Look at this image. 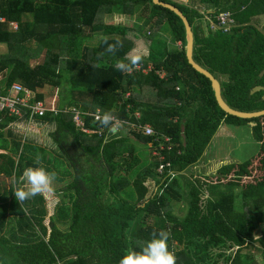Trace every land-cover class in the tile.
<instances>
[{
    "label": "trees",
    "instance_id": "1",
    "mask_svg": "<svg viewBox=\"0 0 264 264\" xmlns=\"http://www.w3.org/2000/svg\"><path fill=\"white\" fill-rule=\"evenodd\" d=\"M162 1L187 16L195 37L194 61L222 82L226 101L245 112L263 110L264 91H251L264 86V33L252 24L264 15V0H199L215 9L209 19L189 4ZM225 12L236 21L230 32L213 28ZM116 15L133 22L106 21ZM202 19L206 26L195 24ZM133 25L151 30L142 34ZM129 31L151 41L142 62L153 66L147 76L115 67L134 48ZM105 39L121 40L123 47L114 56H101ZM0 44L8 48L0 54V93L21 83L37 100L60 109L33 119L46 127L55 124L49 130L55 151L9 128L25 124L30 113L18 118L0 111V172L14 177L9 191L0 187V196H13L0 202L3 264H119L126 251H139L162 230L170 234L177 264H264V116L242 119L220 107L212 81L188 63L178 15L154 0H0ZM159 71L167 78L157 76ZM64 82L68 97L58 104L53 100L52 106ZM66 106L76 110L65 111ZM98 109L113 111L129 132L102 128L95 119ZM77 110L88 112L89 132L76 126ZM131 122L150 123L157 133L172 137L174 146L163 149V161L148 151L150 160L143 162L139 148L148 149L154 136ZM250 122L261 145L251 160L189 180L185 172L204 157L223 124ZM161 162H171L176 175L163 180L156 171ZM39 166L66 183L57 213H50L45 195L24 202L15 197L23 171ZM183 201L185 217L175 212ZM234 248V254H226ZM253 248L261 261L250 252Z\"/></svg>",
    "mask_w": 264,
    "mask_h": 264
},
{
    "label": "rangeland",
    "instance_id": "2",
    "mask_svg": "<svg viewBox=\"0 0 264 264\" xmlns=\"http://www.w3.org/2000/svg\"><path fill=\"white\" fill-rule=\"evenodd\" d=\"M184 1H186V2H183L184 4H189L191 6L201 5L199 0H190L189 2L188 0H184ZM201 10H206V7L202 5ZM123 19H124L123 23L125 25H130L133 22L132 19L130 18L128 19L126 17H121V21ZM207 19H209V17ZM136 22L138 23L139 20L137 19ZM253 23L256 24L257 28L264 31V16L256 17ZM12 28L15 29L16 28L15 25H12ZM133 28H135L136 30L142 31L141 32L142 34L143 33L149 34L150 32L149 30H151L150 28L148 29L145 25H142L141 28H138L135 25H133ZM172 34L173 33L169 32V35H168L169 41L172 40V36H173ZM128 36L132 40L135 39L134 36H137L139 40L141 37L137 35L135 32H131V31L128 32ZM142 39H144V41H140V42L141 43L143 42L142 45L144 46V48L143 50L141 49L142 52L140 53H143L144 51L147 54L149 46L151 45V41L149 40V37L143 36ZM95 42L92 41V43H95ZM135 45L137 46L136 42H135ZM7 49H8L7 45L0 44V54L3 52H6ZM136 54H138V52L134 50V52L131 53L130 56H133ZM42 56L44 55L42 54ZM68 94H69V84L67 82H64L62 87L55 91L54 96H57V98L52 97L51 105L54 106L53 100L55 102L57 100V104H58L60 102L59 99L63 100L67 98ZM54 107L57 108L56 106ZM50 125L52 126L53 123H51ZM50 125L46 127L44 124H39L29 119L26 121L25 124L23 122H15V125L13 123L9 126V128L13 126L16 130L22 131L26 135L37 139L41 143V145H45L46 147L50 148V151H51V148L54 149L55 151L56 145L51 140V137H49L50 135L49 130L51 131L52 129ZM132 126L134 125L132 124ZM223 126L219 129V131L213 138L212 143L208 147L206 154L204 155V157L201 158L199 162V163H205V165L207 164L209 168L211 169L216 168V167H221L222 165L229 164V163L248 162L249 160L252 159V157H254L259 152V149L261 147L260 142L254 136L252 129L249 127V125H231V124L225 123V125ZM119 128L116 129V132H122L125 134L129 132V128L124 125H121ZM138 146L140 147L141 145L138 144ZM148 151L151 152V149L149 147L148 149L146 147L139 148V153H141L142 155L141 157L144 163H148L150 160V155ZM38 152L41 153V149H38ZM2 159H5V158H2ZM195 166H197V164ZM201 166H204V165H201ZM192 168L191 169L188 168L185 174L188 176L189 180L192 179V180L199 181L200 175L194 173L193 172L194 170ZM205 171H206V167H205ZM195 172H197V170H195ZM122 174L124 175V171H122ZM202 176H205V175H202ZM13 182H14V177H8L6 174L0 172V187H3L5 190L9 191L13 185ZM65 187H66V183L56 180L54 184V190L50 193L44 194L45 195L44 200H45L46 205L49 208L50 213H57L59 205L63 201H65V196L62 192L65 189ZM12 197H13L12 194H9V193L7 194L5 198L0 196V202L2 203L3 200H8L9 202L12 199ZM208 197H209V194H205L204 199ZM186 205L187 203L184 201L177 204L175 207L176 214L181 217H185V213L187 209ZM235 251H236V248L229 250L228 252H226V254L231 255V254H234ZM250 252L252 254H256V257H258L260 261L262 260V258L259 257V252L257 248H253L252 250H250Z\"/></svg>",
    "mask_w": 264,
    "mask_h": 264
},
{
    "label": "clouds",
    "instance_id": "3",
    "mask_svg": "<svg viewBox=\"0 0 264 264\" xmlns=\"http://www.w3.org/2000/svg\"><path fill=\"white\" fill-rule=\"evenodd\" d=\"M106 47L100 54L115 55L122 47L123 41L116 40L109 43L107 39L103 42ZM145 56L142 53L118 60L115 67L118 71L131 74L142 64ZM96 121L102 128L108 129L109 133H114L121 126V121L113 111L101 112L97 110ZM36 164H40L39 158ZM56 173L49 171L43 166L28 167L19 178V186L14 191L17 201L24 202L36 196H42L54 190ZM139 251L128 250L119 260V264H177V257L174 249L169 247L170 234L167 231L153 232ZM0 264L3 261L0 260Z\"/></svg>",
    "mask_w": 264,
    "mask_h": 264
},
{
    "label": "built area",
    "instance_id": "4",
    "mask_svg": "<svg viewBox=\"0 0 264 264\" xmlns=\"http://www.w3.org/2000/svg\"><path fill=\"white\" fill-rule=\"evenodd\" d=\"M235 22L236 21L231 12H225L220 14L217 17V24L215 23V21H212L213 24L215 23V26H213L214 29H216L218 25L226 32H229L231 30V27L233 24H235ZM15 27H17L16 24ZM134 72L142 73L143 75L147 76L153 72V66L150 64L145 67L143 64H141L138 69L134 70ZM156 75L159 76L161 79L167 78V73L165 71L156 72ZM178 90H180V87H178ZM50 110H52L56 114L60 112V109H56L54 107L50 108L46 104V102L37 100L36 93L31 89L25 87L21 83H14L12 87L8 90L7 94L2 95L0 93V111H6L9 115H16L18 118H22L25 117L28 113H30V119L33 120L37 116L46 115V113ZM67 110H76V107L66 106L65 111ZM87 114L88 112L84 113L77 110L76 113L73 115V120L76 126H78L81 130L89 132L90 129L85 126L86 124L84 118V116ZM96 114L97 113H95V116ZM134 114L137 118H140L141 116V113L139 111H136ZM132 124L136 128L141 129L144 134L154 136V140L148 143L149 148L151 149V153L154 157H157L160 161H163V149H165L166 147L168 149H172V147L174 146L172 137L170 135H162L157 133L150 123L141 124L131 122V125ZM155 141L157 142V145L154 144ZM156 171L163 180H167L176 175L171 162H166L165 164L161 162L160 165L157 167Z\"/></svg>",
    "mask_w": 264,
    "mask_h": 264
},
{
    "label": "water",
    "instance_id": "5",
    "mask_svg": "<svg viewBox=\"0 0 264 264\" xmlns=\"http://www.w3.org/2000/svg\"><path fill=\"white\" fill-rule=\"evenodd\" d=\"M154 3L172 10V12H174L176 15H178L181 18V20L183 21V24L185 27V41H186L185 53H186L188 63L197 73L205 75L206 77H208L212 81L213 89L215 91L216 98H217V101H218L220 107L227 114L235 116V117H239L242 119H255V118H259V117L264 116V109L260 110V111H254V112H245V111H241V110L233 108L226 101V99L224 98V95H223L222 82L211 71H208L207 69L202 68L199 64H197L194 61L193 53H194L195 37H194V32H193L192 26H191L187 16L178 7H176L175 5H173L171 3L164 2L162 0H154ZM133 52L134 51L132 50L129 53V55H128L129 58L131 57L130 54ZM148 55H149V53H148ZM263 76H264V69L260 73V77H263ZM262 90L264 91V86H257L251 91V94H254V93L262 91ZM251 125L253 126L254 123H251Z\"/></svg>",
    "mask_w": 264,
    "mask_h": 264
},
{
    "label": "crops",
    "instance_id": "6",
    "mask_svg": "<svg viewBox=\"0 0 264 264\" xmlns=\"http://www.w3.org/2000/svg\"><path fill=\"white\" fill-rule=\"evenodd\" d=\"M173 1H176V2H179V3H183V2H186V1H184V0H173ZM190 0H188V2H189ZM201 6L202 5H196V6H194L195 8H197V9H199L200 10V13L201 14H204L205 16H206V18H208L213 12H214V10L215 9H213L212 7H210V6H208V5H204L205 7H206V10H201ZM260 16H264V15H260ZM257 17H259V16H257ZM126 18H128V17H126ZM129 19V18H128ZM256 19V17L255 18H253V20H252V24L253 25H255L256 26V24H254L253 22H254V20ZM123 21H124V19L121 21V17L120 16H118V15H116V16H114V18L113 19H110V20H108L107 19V22H114V23H118V24H121V23H123ZM133 21V20H132ZM195 24H197V25H200V24H204V26H206V22L204 21V19H202V21L201 22H199V21H197V23H195ZM236 24V23H235ZM235 24H233L232 25V27L235 25ZM11 26L12 25H15V23H13V24H10ZM232 27H231V30H232ZM259 29V28H258ZM230 30V31H231ZM259 30H261V29H259ZM229 31V32H230ZM263 33H264V31H263ZM135 40V41H134ZM140 41H144V39H133V42H134V48H133V51L134 50H136L138 53H140V52H142L141 51V49L143 50V48H144V46L142 45V43L140 42ZM135 42L137 43V46L135 45ZM148 53H149V49H148ZM148 53L146 54V52H144L143 51V53L142 54H144V56L146 55H148ZM223 125H225V124H223ZM222 125V126H223ZM53 127H55V124H53ZM224 127V126H223ZM43 130V129H42ZM226 132H228V131H226ZM225 132V133H226ZM226 137H227V135H226ZM201 165H204V166H201ZM207 165V164H206ZM205 165V163H197V166H192V167H189L190 169L192 168L194 171V173H196V174H198V175H210V174H212L213 172H217V170H218V168H220V167H216V168H213V169H211V168H209V166L207 167ZM205 167H206V171H205ZM194 168H196V169H194ZM195 170H197V172H195Z\"/></svg>",
    "mask_w": 264,
    "mask_h": 264
},
{
    "label": "flooded vegetation",
    "instance_id": "7",
    "mask_svg": "<svg viewBox=\"0 0 264 264\" xmlns=\"http://www.w3.org/2000/svg\"><path fill=\"white\" fill-rule=\"evenodd\" d=\"M142 37H143V36H142ZM142 37H140V39H142ZM177 46H178V47H181V46H182V42H180V41L177 42ZM184 49H185V47H184ZM248 120H249V119H248ZM250 120H251V119H250ZM251 123H253V122H250V123H249V127H250V126H251V127L255 126V123H254L253 126L251 125ZM221 127H222V126H221ZM218 131H219V130H218ZM229 164H234V163H229ZM229 164H224V165H222L220 168H218L217 172L215 171V172H213L212 174H218L221 168H223L224 166L229 165ZM210 175H211V174H210ZM190 180H191V179H190Z\"/></svg>",
    "mask_w": 264,
    "mask_h": 264
}]
</instances>
